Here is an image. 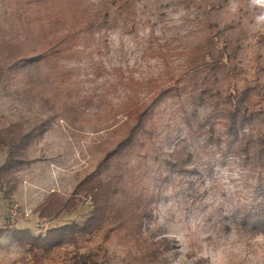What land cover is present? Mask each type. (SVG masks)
I'll use <instances>...</instances> for the list:
<instances>
[{
    "label": "rangeland",
    "instance_id": "obj_1",
    "mask_svg": "<svg viewBox=\"0 0 264 264\" xmlns=\"http://www.w3.org/2000/svg\"><path fill=\"white\" fill-rule=\"evenodd\" d=\"M123 3L132 5L131 20L113 27ZM58 12L67 16L63 25L47 17ZM103 12L107 27L80 34L61 54L49 49ZM210 24L224 27L219 39ZM199 46L216 57L223 47L235 53L233 68L214 75L194 68L189 61ZM0 67V129L17 125L30 134L9 178L10 201L0 191V228L36 235L84 220L88 197L48 221L34 210L51 192L68 198L91 174L118 188L101 229L55 247L42 264H143L148 254L151 264H264V236L233 223L253 200L258 172L243 156L223 152L231 139L222 104L230 83H264V0H44L30 7L0 0ZM174 83L180 95L155 110L131 155L95 173L125 134L130 109ZM203 85L212 95L200 93ZM6 155L0 146V165ZM140 203L151 218L135 244L125 226ZM27 249L9 232L1 235L0 264H32Z\"/></svg>",
    "mask_w": 264,
    "mask_h": 264
},
{
    "label": "trees",
    "instance_id": "obj_2",
    "mask_svg": "<svg viewBox=\"0 0 264 264\" xmlns=\"http://www.w3.org/2000/svg\"><path fill=\"white\" fill-rule=\"evenodd\" d=\"M22 1L26 7H30L41 4L44 0ZM72 5L75 6L73 3ZM131 6L127 3L118 5V21L114 23L113 27H117L120 22L129 23L131 20L129 14H132ZM47 17L50 23L54 25H63L67 21V16L62 12L48 13ZM108 24L109 14L107 12L98 13L92 21L86 22L77 28L73 27L63 35H59L54 43H50L49 49L56 55L61 54L63 47L77 42L80 34H92L94 29L107 27ZM223 28L210 24L209 32L217 40L220 32L224 30ZM234 57L235 53L226 52L225 47L219 50L216 57L210 48L203 49L199 46L196 48V55L189 62L194 68H202L208 71L209 74L214 75L233 68V66L230 68V58ZM2 77V68L0 67V83ZM211 90V87L207 85L199 87V91L203 95H212ZM226 90L225 95L222 97L225 119L223 128L231 141L228 143V150L223 152L243 156L246 165L258 172L256 178L258 188L255 191L253 200L246 205L244 210L232 217L233 223L241 226L251 234L257 233L264 236V83H249L241 89H237L230 83ZM179 95L180 87L177 83H174L160 88L149 100L132 107L128 113L130 124L127 125L125 134L98 162L95 173L107 170L112 163H119L128 158L135 150L139 136L147 132V124L153 119L155 110L166 100ZM256 119L258 123L254 125L253 122ZM243 122L250 126L247 133L239 131L244 126L242 125ZM187 126L191 127L188 123ZM210 133L212 134L213 131ZM29 136V133L20 130L17 125L0 129V146L7 148L5 161L0 165V191L2 192V198L6 201H10L12 193L9 178L14 168L22 162L18 154L25 150L29 142ZM117 191L118 188L115 184L104 183L95 178L94 174H91L76 185L68 198L63 199L56 192H51L34 210L40 220L48 221L57 218L63 212L73 211L78 206L81 197H88L91 211L84 220L48 228L43 233L36 235L29 229L2 227L0 228V236L9 232L15 240L24 243L28 247L27 251L32 258V264H42V256L49 254L55 247H59L66 242L76 244L78 236H90L99 231L110 208L111 197ZM150 218L151 210L143 203H140L139 207L128 216L127 220L130 219V223L125 226V232L127 236L135 239V244H140L141 241L137 236L142 224ZM111 232L110 228L105 229L101 236L102 240L108 241ZM101 253L102 256H106L105 249H101ZM155 260L153 254H148L142 257L140 262L151 264Z\"/></svg>",
    "mask_w": 264,
    "mask_h": 264
},
{
    "label": "clouds",
    "instance_id": "obj_3",
    "mask_svg": "<svg viewBox=\"0 0 264 264\" xmlns=\"http://www.w3.org/2000/svg\"><path fill=\"white\" fill-rule=\"evenodd\" d=\"M261 2V0H257V3Z\"/></svg>",
    "mask_w": 264,
    "mask_h": 264
}]
</instances>
